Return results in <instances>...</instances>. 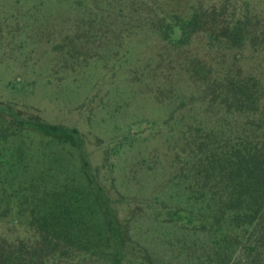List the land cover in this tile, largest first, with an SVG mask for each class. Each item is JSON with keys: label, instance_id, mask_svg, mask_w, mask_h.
<instances>
[{"label": "trees", "instance_id": "trees-1", "mask_svg": "<svg viewBox=\"0 0 264 264\" xmlns=\"http://www.w3.org/2000/svg\"><path fill=\"white\" fill-rule=\"evenodd\" d=\"M215 7L200 3L164 13L167 21L155 31L180 46L205 23L222 21L226 33L211 40L236 50L234 62L245 46L257 51L264 44L263 34L253 36L263 20L250 15L247 1L220 0ZM197 67L206 81L201 96L208 118L202 122L192 110L172 115L184 106L178 101L170 114L180 118L178 133L165 167L171 187L166 201L154 198L145 208L158 238L183 262L132 239L86 161L76 172L58 161L62 151L69 159L75 152L83 157L77 129L0 103V221L11 216L22 227L16 236L0 233V264H264V75L234 65Z\"/></svg>", "mask_w": 264, "mask_h": 264}, {"label": "rangeland", "instance_id": "rangeland-1", "mask_svg": "<svg viewBox=\"0 0 264 264\" xmlns=\"http://www.w3.org/2000/svg\"><path fill=\"white\" fill-rule=\"evenodd\" d=\"M243 1L251 16L263 20V27L253 31L261 40L264 0ZM72 2L0 0V103L48 124L77 129L84 140L83 157L75 152L69 159L65 151L50 147L61 153L58 161L75 172L86 161L132 239L183 262L158 238V224L145 209L154 198L166 201L171 187L165 167L174 146L171 138L178 133L174 121L180 118L170 114L183 100L172 115L192 110L206 121L201 96L206 81L201 71L196 74L197 66L216 71L234 65L264 75V44L259 42L257 51L245 46L234 62L236 50L211 40L226 33L222 21L205 23L180 46L162 41L155 31L167 21L164 13L200 3L218 11L220 0ZM32 151L46 166L47 160ZM12 223L11 216L2 219L0 233L21 234L22 227Z\"/></svg>", "mask_w": 264, "mask_h": 264}]
</instances>
